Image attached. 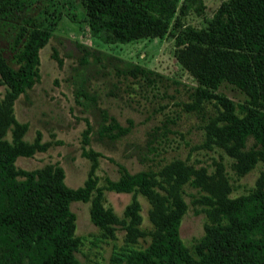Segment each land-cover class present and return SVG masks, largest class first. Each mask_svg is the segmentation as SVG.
<instances>
[{"label": "trees", "instance_id": "1", "mask_svg": "<svg viewBox=\"0 0 264 264\" xmlns=\"http://www.w3.org/2000/svg\"><path fill=\"white\" fill-rule=\"evenodd\" d=\"M88 27L107 32L105 41L125 42L144 36L173 38V56L196 81L192 108L212 101L216 112L203 123L205 145L217 146L233 158L231 167L244 174L257 162L264 166V0H222L203 26L183 21L190 11L200 13L203 0H84ZM27 0H0V19L23 13ZM9 54L0 51V264H81L74 256L80 239L73 234L74 213L69 203L90 201L91 221L112 235L115 225L133 240L145 232L140 203L132 196L119 217L102 203V190L93 174L94 161L82 184L68 187L59 165L23 169L14 164L19 155L30 156L46 148L39 133L22 138L27 128L12 114L19 93L39 77L38 49L52 32L21 17L13 24ZM79 65L90 61L108 65L112 75L153 87L161 74L140 63L125 60L75 41ZM51 56L61 64L55 51ZM244 94L234 103L217 94L221 82ZM101 132L117 137L128 130L102 110ZM10 131V139L4 137ZM250 138L249 145L246 144ZM83 153H86L84 150ZM105 177V188L140 193L149 202L147 215L153 227L149 243L127 253V264H264V171L245 193L229 195L231 185L220 162L207 172L185 159L174 158L158 170L128 171ZM198 191L192 201L204 213L203 233L192 251L179 236L186 208L183 185Z\"/></svg>", "mask_w": 264, "mask_h": 264}, {"label": "rangeland", "instance_id": "2", "mask_svg": "<svg viewBox=\"0 0 264 264\" xmlns=\"http://www.w3.org/2000/svg\"><path fill=\"white\" fill-rule=\"evenodd\" d=\"M221 1L203 0L202 11L188 12L183 21L205 25ZM24 16H30L52 35L38 49V80L14 99L12 114L17 121L27 124L22 138L31 141L38 132L46 148L30 156L19 155L14 164L23 169L59 165L65 185L75 187L82 184L94 161L93 174L102 190L104 206L121 217L132 196L140 203L141 221L137 226L145 233L133 240L120 225H115L112 235L104 234L90 219V201L69 203L74 213L73 234L80 239L74 256L81 264H127L128 250L149 243L147 232L153 225L147 215L150 205L145 196L104 187L105 177H118L119 164L130 172L158 170L178 157L212 172L220 162L231 185L229 195L252 189L259 172L264 171L263 164L257 162L244 174H236L231 156L220 147L205 145L202 125L216 108L212 101L203 102L201 107L190 106L196 81L173 56L170 35L105 41L104 29L94 32L88 27L84 0H27L23 13L0 19V51L5 56L9 54L13 24ZM75 41L147 66L161 74V78L153 87H144L130 78L112 75L107 71L108 65L90 61L81 67L78 63L81 50ZM53 50L61 64L51 56ZM3 90L0 85V96ZM215 92L234 103L243 102L245 97L225 81ZM102 110L128 130L117 137L101 132L100 123L106 122ZM4 137L10 139L9 130ZM250 142L248 138L246 144ZM183 190L186 208L180 219L179 236L192 251V244L203 233L206 217L201 205L192 201L198 191L188 184L183 185Z\"/></svg>", "mask_w": 264, "mask_h": 264}]
</instances>
